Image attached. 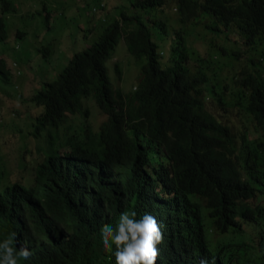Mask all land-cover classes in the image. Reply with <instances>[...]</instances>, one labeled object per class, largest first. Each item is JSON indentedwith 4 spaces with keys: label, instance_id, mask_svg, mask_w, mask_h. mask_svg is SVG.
<instances>
[{
    "label": "trees",
    "instance_id": "obj_1",
    "mask_svg": "<svg viewBox=\"0 0 264 264\" xmlns=\"http://www.w3.org/2000/svg\"><path fill=\"white\" fill-rule=\"evenodd\" d=\"M124 1L125 5L132 2ZM3 2L7 11L16 10L14 1ZM133 4L136 8L130 14L121 11L120 18L105 22L98 39L75 53L55 79H44L31 96L30 100L43 108L31 116L35 117L32 135L39 145L42 132L47 130L51 144L54 142L46 156L41 149L32 151L34 157L36 153L43 156L32 172L37 183L50 182L51 188L43 200L23 214L29 209L23 198L35 194L34 187L17 184L15 190L14 185L0 183V242L15 233L13 246L17 250L23 243L29 247L30 258L20 264H115L114 255L104 250L100 231L103 224L115 226L119 214L126 210L153 209L162 215L165 224L172 225L176 245L193 251L191 237L184 228L187 222L177 213L184 208L192 219L211 223L220 219L215 226L220 235L214 239L209 238L207 225L197 221L202 260L213 264L215 256L222 254L227 264H256L257 259L262 262L258 264H264V227L262 238L248 241L254 245L251 248L256 255L246 249H233L232 242L222 238L237 223L236 215L264 225L261 205L244 200L256 199L257 191L264 193V169L263 175L257 171L259 164H264V141L248 139L245 133L238 136L193 99L190 93L200 90L202 78L200 73L190 74L186 65L188 35L198 37L195 28L200 20L234 22L241 29L257 27L264 33V0H136ZM170 5L177 12L180 27L172 40V62L163 67L151 27L169 35V17L164 16L165 23L156 22L154 14L156 9ZM18 35L22 37L25 32L18 31ZM6 37L4 16L0 15V40ZM121 38L141 63L143 77L133 93L116 89L106 64ZM52 48V44L42 46L34 39L28 66L30 59H46ZM117 71L119 74L118 66ZM0 73L3 82L11 81V68L3 58ZM250 84L247 111L264 134V88L256 75L251 76ZM88 99L92 107L107 115L92 137L86 122L90 110L84 105ZM72 124L79 126L74 133ZM1 127L22 134L16 126ZM169 129L176 137L171 142ZM19 137L23 141V136ZM159 146L166 150L161 167L174 174V185L183 200L175 199L167 190L155 204L137 206L124 195V187L115 176L129 180L135 175L134 179L139 180L136 174L142 155ZM22 153L25 157L27 151ZM125 155L130 157L120 159ZM72 162L76 165L68 164ZM163 181L160 183L171 187L166 178ZM238 200L245 205L237 208ZM159 264L164 262L160 260Z\"/></svg>",
    "mask_w": 264,
    "mask_h": 264
},
{
    "label": "rangeland",
    "instance_id": "obj_2",
    "mask_svg": "<svg viewBox=\"0 0 264 264\" xmlns=\"http://www.w3.org/2000/svg\"><path fill=\"white\" fill-rule=\"evenodd\" d=\"M12 1L16 5L15 11H7L5 3L0 0V14L5 17L7 30L6 39L0 40V58L5 59L7 66L11 68L9 83L3 82L0 73V183L5 185L19 180L28 186L35 175L32 167L43 159L38 153L35 157L32 156V151L41 149L46 156L49 149L54 147L47 130L42 132L40 137L43 141L39 142V145L36 143V137L32 135L35 117L31 116H35L43 108L34 104L30 98L42 86L44 79H55L75 53L83 51L96 41L106 23H101L100 14L91 12L92 7L96 5L92 0H85L88 2L84 0ZM105 1L109 16L118 14L123 9L128 12L125 6L131 10L135 9L132 4L136 0H132L127 5L124 0ZM164 16L169 17L166 23L169 35L158 27L151 29L153 39L162 52L160 62L166 67L172 62V40L175 29L180 27V23L173 5L155 10L156 22L161 20L165 23ZM211 25L216 26V22L212 20L209 22L204 18L195 28V31L199 32L198 37H195L194 33L188 35L186 65L192 73H205L211 84L224 85L221 95L223 102L219 101L220 96L213 97L206 90L208 108L219 120L232 126L238 136L245 133L251 140L264 139L255 121L245 110L244 95L248 90L243 85L246 75L255 70L251 59L259 58L261 51H264V40L257 42L256 49H252L235 26L231 25L227 28L221 24L216 32L211 29ZM18 31L25 32V35L20 37ZM34 39L42 46L52 44L53 48L46 59L41 61L37 58L30 59V67L27 63L31 42ZM213 55L216 57H212ZM106 64L114 86L117 85L116 89L131 92L134 85L139 84L141 63L129 53L124 38L120 39ZM117 66L120 70L119 74ZM260 68L264 74V66ZM84 105L90 110L86 118L87 123L93 130H97L107 120V115L97 107H92L93 102L90 99L84 101ZM1 126H16L22 134H19L17 129ZM78 127L72 124V133L77 131ZM19 136H23V141ZM24 150L27 151L26 154L24 153L25 157L22 153ZM252 202L256 204L255 200ZM257 230L259 228L243 223L244 234L241 238L250 240ZM241 238H236L234 241L239 242ZM249 253L256 255V250L250 248Z\"/></svg>",
    "mask_w": 264,
    "mask_h": 264
},
{
    "label": "clouds",
    "instance_id": "obj_3",
    "mask_svg": "<svg viewBox=\"0 0 264 264\" xmlns=\"http://www.w3.org/2000/svg\"><path fill=\"white\" fill-rule=\"evenodd\" d=\"M85 1V0H84ZM89 1V0H88ZM85 1V2H88ZM96 2V5L92 7L91 12L95 14H100L101 23H105L110 21L111 19L118 17L120 18V12L124 11L127 14H130L133 10H130L125 5V9L128 10L126 12L124 9L120 10L118 14H113L109 16L107 13L108 7L107 2L105 0H92ZM133 8H136V5L132 4ZM4 16L3 14H0ZM5 20V17H4ZM122 22V19H120ZM6 24V22H5ZM225 27H229L231 25L235 26L239 32L245 37L246 44L251 46L252 49H256L255 45L257 42H262L264 40V33L260 31L257 27H249L246 29L239 28L236 23L231 22L227 23L224 21H216V26H210L212 30L218 32V27L220 25ZM7 31V30H6ZM153 39V36H152ZM153 41H155L153 39ZM156 42V41H155ZM157 43V42H156ZM157 53L162 55V52L159 51V45L157 43ZM259 58H252L251 64L255 67L254 72H249L246 77L243 79V85L247 88L248 92L244 95L245 97V110L247 111V105L251 98L252 94V86L250 84L251 76H258L261 81V86L264 88V74L261 72V66H264V51H261ZM212 57H216L213 55ZM161 58V56H160ZM160 61V59H159ZM190 74H193L189 71ZM201 74V80H199L200 90H195L190 93L193 99H197L201 102L202 106L205 108L207 112H209L213 117H216L208 108L206 101V90L208 93L215 97L220 96L219 101L223 102L221 95L224 91V85L219 84L218 86L215 84H211L208 77L205 73L199 72ZM141 78L139 84L142 80L143 74H140ZM138 84V85H139ZM134 85L132 93L137 90V86ZM128 93V92H125ZM242 95H240L241 97ZM236 103L238 100L236 99ZM248 112V111H247ZM248 114L252 117V119L256 123V127L262 132V128L258 125L254 117L248 112ZM216 119L220 122L217 117ZM87 122V121H86ZM224 123V122H222ZM88 124L89 132L92 137V133H97L100 127L97 130H93L91 126ZM227 124V123H224ZM229 125V124H228ZM101 126V125H100ZM230 126V125H229ZM232 129L233 127L230 126ZM171 134V140H174L176 137L172 129H169ZM264 137V134H263ZM264 141V139H262ZM80 147V146H78ZM91 147V145H90ZM157 151V152H156ZM238 155H236L237 157ZM130 156H122L120 159L127 158ZM142 164L140 166L139 174H136L140 177L139 180L134 179V173L129 180L123 179L121 176H115V180L118 184H121L124 187V195L134 201L137 206L143 205H153L158 202L163 196L165 191L170 190L175 199L182 198L179 191L176 189L174 185V174L172 172H165L162 167L160 160L166 159V150L164 146H159L157 149L146 152L142 155ZM64 162V161H63ZM66 163V162H64ZM70 165H76V162L68 163ZM264 169V164L260 163L257 167L258 174H262V170ZM35 173V172H34ZM36 175V174H35ZM31 182V184L24 185L19 180L13 181L12 183L5 184L6 186L14 185L15 190H18L17 184H20L26 188L34 187L33 195L25 194L23 198V204L28 207V211L23 214L28 213L36 201L43 200L45 195L50 192L51 183H47L46 185L42 183L36 182V176ZM164 178H166L170 183L171 187H165L163 183ZM2 185V184H1ZM138 189V191H136ZM1 193V191H0ZM254 197L250 199L244 200H255V203L261 205V209L264 211V193L257 191ZM239 208L242 205H245L242 201H237ZM177 213L181 214V220L186 221L187 225L184 227L186 231L189 233L192 243L194 245V250L190 251V249H182L178 247L175 243L174 239V229L170 222L165 224V220L162 215L153 209H147L141 212H137L135 210H126L119 214V218L113 226L112 224L106 223L101 227V238L102 243L104 245V250L107 253L113 254L115 257V264H159L160 260L164 262V264H208L206 259L202 260L201 258V248L199 244L200 233L198 230L197 221H200L207 225V234L210 239H214L218 237L220 234L216 231L215 226L216 223H211L209 221H203L199 219L190 218L184 208H179ZM233 212H231L232 214ZM236 224L229 228V231L225 233L222 238L226 241L232 242V248L236 250L246 249L247 251L254 245L249 243V240H243L241 237L244 234L243 232V223H249L253 225L259 230L255 232L252 237L262 238V234L260 233L261 229L264 225H260L259 223L246 220L244 217L236 215L235 217ZM235 234V235H234ZM15 233H11L8 235L6 239L0 242V264H20L21 260H28L31 256V251L29 247L24 243L21 245V248L17 250L16 247L13 246V242L15 239ZM251 237V238H252ZM236 238H241L242 240L239 242L234 241ZM113 245L115 246V251L113 252ZM222 254H217L214 258L213 264H227L225 259L220 257ZM262 263L261 261H257L256 264Z\"/></svg>",
    "mask_w": 264,
    "mask_h": 264
},
{
    "label": "bare ground",
    "instance_id": "obj_4",
    "mask_svg": "<svg viewBox=\"0 0 264 264\" xmlns=\"http://www.w3.org/2000/svg\"><path fill=\"white\" fill-rule=\"evenodd\" d=\"M154 209H156V207Z\"/></svg>",
    "mask_w": 264,
    "mask_h": 264
}]
</instances>
